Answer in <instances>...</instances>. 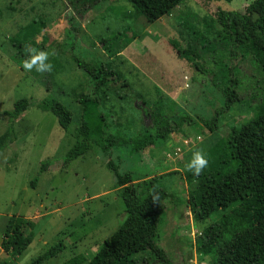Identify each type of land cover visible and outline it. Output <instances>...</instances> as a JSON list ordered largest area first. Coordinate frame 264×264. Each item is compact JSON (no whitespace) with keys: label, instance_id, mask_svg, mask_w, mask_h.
Instances as JSON below:
<instances>
[{"label":"rangeland","instance_id":"374dc122","mask_svg":"<svg viewBox=\"0 0 264 264\" xmlns=\"http://www.w3.org/2000/svg\"><path fill=\"white\" fill-rule=\"evenodd\" d=\"M85 2L0 0V244L8 218L21 217L34 223L28 248L20 256L0 248V264L22 261L32 264L58 243L63 245V251L40 264H87L126 219L121 188L116 186L108 162L121 175L167 174L163 181L167 191L175 194L176 201L164 203L156 245L168 264H209L214 253L198 251L199 237L217 217L212 216L203 224L194 222L184 177L193 152L198 149L205 152L211 141V134L204 126L200 123L185 126L166 142H156L154 147L134 153L126 147L103 153L93 146L63 167L62 159L74 139L59 127L51 113L36 106L46 99L62 103L73 113L74 127L79 107L70 93L82 86L86 89L90 79L77 61L91 63L97 57L104 60L99 55V40L131 24L138 37L113 58V67L123 73L128 87L119 90L123 98L109 96L105 103L104 110L110 113L114 125L110 133L116 135L119 128L122 131L119 135L144 134L148 122L142 119V100L160 97L174 101L179 113L211 119L222 106L221 94L212 86L208 75L196 70L172 47L173 43L202 54L200 46L184 33L175 18L179 12L200 17H213L218 10L244 12L251 0H185L171 15L152 24L137 16L126 0H105L87 11ZM33 20L45 23V29L35 41L47 40L44 49L50 47L49 62L57 61L51 73L25 71L23 60L27 54H19L10 44L19 29ZM75 20L80 28L72 31ZM77 26L75 23L74 27ZM54 49L59 52L56 54ZM239 69L242 84L238 91L242 102L220 117L217 135L222 138L253 115L252 106L246 103L256 92L251 74L263 78L260 87L264 88V76L258 75L250 62H244ZM22 98L28 99L31 106L10 121L5 112L11 111L13 104ZM43 163H47V168L41 173ZM34 178H38V183L32 188ZM134 262L163 264L149 250L135 255Z\"/></svg>","mask_w":264,"mask_h":264},{"label":"trees","instance_id":"16d2710c","mask_svg":"<svg viewBox=\"0 0 264 264\" xmlns=\"http://www.w3.org/2000/svg\"><path fill=\"white\" fill-rule=\"evenodd\" d=\"M103 1L86 0V11ZM184 1L126 0L147 24L171 15ZM175 19L184 33L200 46L202 54L190 47L181 49L173 43L172 47L196 70L208 75L212 86L221 94L222 106L211 119L179 113L174 101L160 97L153 101L142 100V119L148 122L145 123L144 134L127 135L125 132L119 135L122 133L119 128L115 130L116 135L110 133L114 125L110 122V113L104 110L105 103L109 96L123 98L119 90L128 87L123 73L113 67V58L138 37L131 24L99 40V55L105 59L107 56V61L97 56L98 60L91 63L77 61L90 79L86 89L82 86L70 93L79 107L74 127V115L62 103L46 99L36 107L51 113L59 127L74 139V144L62 159L63 167L93 146L103 153L124 147L131 153L139 152L156 142H166L171 135L181 133L185 126L200 123L211 134V141L204 152L209 163L198 177L188 170L184 174L188 185V207L196 224H203L212 216L217 219L201 231L198 251L214 253L209 264H264V88L260 87L263 78L251 74L253 79L250 81L256 92L247 98L246 103L252 106V117L231 128L225 138L217 135L220 117L242 102L238 91L242 84L239 67L248 61L258 75L264 76V0H251L244 12L218 10L213 17L179 12ZM75 23L77 27H74ZM75 23L71 24L72 31L80 28L78 20ZM45 27L44 21L33 20L19 29L10 39V44L21 55L27 54L26 47L48 51L50 47L44 49L47 48L45 38L40 43L35 41ZM54 51L56 54L59 52L57 49ZM56 63L52 61L53 65ZM30 106L28 99H19L5 115L12 121ZM46 168L47 163H43L40 172ZM107 168L113 171L115 184L121 188L126 219L87 264H135L134 256L145 250L151 251L163 264H168L163 251L156 245L159 215L164 203L176 201L175 194L167 191L163 181L167 174L158 177L121 175L111 162ZM37 183L38 178H34L31 187L35 188ZM33 226L30 219L8 218L1 250L22 255L32 242ZM63 248L61 243L56 244L32 264L54 258Z\"/></svg>","mask_w":264,"mask_h":264},{"label":"clouds","instance_id":"9594fccd","mask_svg":"<svg viewBox=\"0 0 264 264\" xmlns=\"http://www.w3.org/2000/svg\"><path fill=\"white\" fill-rule=\"evenodd\" d=\"M27 57L23 60V69L27 72L35 70L37 73H51L54 65L49 62V53L35 47H26ZM208 159L203 150L193 152L191 160L186 164V169L198 177L208 166ZM155 203V199H154ZM23 264V261L21 262Z\"/></svg>","mask_w":264,"mask_h":264},{"label":"built area","instance_id":"2783aa9c","mask_svg":"<svg viewBox=\"0 0 264 264\" xmlns=\"http://www.w3.org/2000/svg\"><path fill=\"white\" fill-rule=\"evenodd\" d=\"M185 144H187V142L185 141Z\"/></svg>","mask_w":264,"mask_h":264},{"label":"crops","instance_id":"0c3cea01","mask_svg":"<svg viewBox=\"0 0 264 264\" xmlns=\"http://www.w3.org/2000/svg\"><path fill=\"white\" fill-rule=\"evenodd\" d=\"M155 145H153L152 147H154Z\"/></svg>","mask_w":264,"mask_h":264}]
</instances>
